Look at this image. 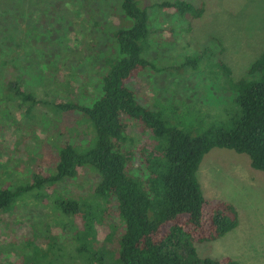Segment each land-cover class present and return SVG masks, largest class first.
Returning <instances> with one entry per match:
<instances>
[{
	"label": "rangeland",
	"instance_id": "obj_1",
	"mask_svg": "<svg viewBox=\"0 0 264 264\" xmlns=\"http://www.w3.org/2000/svg\"><path fill=\"white\" fill-rule=\"evenodd\" d=\"M121 1L57 0L54 6L59 10L51 14L45 0H0V189L15 193L32 182L40 167L48 172L64 140L62 129H53L59 126V117L41 103L33 111V121L41 129H28L26 106L14 95L8 98V86L19 84L37 101H50L51 94H68V100L90 106L105 74V59L118 54L112 33L130 26L122 16ZM174 1H136L146 11L148 48L143 57L150 63L129 88L138 105L166 127L189 136L228 130L239 113L233 101L236 94L223 77L214 76L213 65L222 61L234 80L250 79L247 70L264 51V0H203V14L192 20L163 6ZM184 1L195 4V0ZM214 41H218V49ZM57 44H62L65 83L72 88L82 80L75 91L46 84ZM204 51L212 56L202 57ZM185 58L194 63L184 64ZM87 88L92 90L85 92ZM17 122L25 129L16 127ZM127 134L130 145H141L143 139L134 126ZM67 142L79 149L89 144L84 133ZM196 180L205 198L228 202L238 214V225L232 231L217 240L193 244L197 256L264 264V173L252 169L245 154L213 148L203 156ZM94 182L95 175L85 169L63 185L61 181L48 187L47 192L34 190L14 199L13 208L0 214V264H24L28 250L32 253L29 264H49L50 255L38 257L39 246L46 245V236L64 242L62 193L86 197ZM109 223L116 224L117 218H109ZM98 231L103 242L107 227ZM108 244L103 248L111 258L114 247ZM57 247L62 260V249Z\"/></svg>",
	"mask_w": 264,
	"mask_h": 264
},
{
	"label": "trees",
	"instance_id": "obj_2",
	"mask_svg": "<svg viewBox=\"0 0 264 264\" xmlns=\"http://www.w3.org/2000/svg\"><path fill=\"white\" fill-rule=\"evenodd\" d=\"M55 1L45 0L51 14L59 10ZM136 1H121L122 16L129 20L130 26L112 33L118 54L105 59V74L90 106L68 100L71 97L68 94H51L50 101H37L33 93L25 92L19 84L12 82L8 86V98L13 99L14 95L26 106L28 129H41L33 121L35 106L41 103L54 117H59V126L53 129H62L64 140L48 172L40 167L32 182L15 193L0 189V214L10 211L12 201L20 194L45 191L61 181L63 185L86 169L95 175L89 195L62 193L59 203L62 236L68 239L65 237L61 244L46 236V245L39 246V258L50 255L49 264H237L228 257L200 258L193 248V244L219 239L238 225L233 205L202 195L196 171L211 149L224 148L247 155L251 168L264 173V51L249 66L250 79L234 80L222 61L213 65L214 76L223 77L227 87L235 92L233 101L239 113L228 130L189 136L178 128L166 127L138 105L134 91L129 88L131 81L150 63L143 57L148 48L146 11ZM204 5L203 0H195V4L184 0L163 4L186 20L200 18ZM217 43L214 41L213 45L218 49ZM56 47L58 52L50 61L48 72L45 71L46 84L58 90L75 91L82 80L72 88L65 83L62 44ZM206 56L212 55L202 52V57ZM184 60V64L194 63L192 58ZM89 90L92 89L85 92ZM131 125L143 139L139 146L129 143L127 129ZM15 126L24 128L20 122ZM80 133L85 134L89 143L85 149L67 142ZM109 218H117V223L110 226ZM101 226L108 230L103 242L97 237ZM108 243L114 247L111 258H107L103 248ZM57 246L62 249V260L57 255H60ZM31 258L28 250V255L23 256L24 264H29Z\"/></svg>",
	"mask_w": 264,
	"mask_h": 264
}]
</instances>
